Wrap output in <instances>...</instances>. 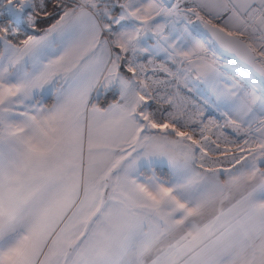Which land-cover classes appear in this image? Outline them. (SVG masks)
I'll use <instances>...</instances> for the list:
<instances>
[{
    "label": "snow or ice",
    "instance_id": "obj_1",
    "mask_svg": "<svg viewBox=\"0 0 264 264\" xmlns=\"http://www.w3.org/2000/svg\"><path fill=\"white\" fill-rule=\"evenodd\" d=\"M0 264H264V0H0Z\"/></svg>",
    "mask_w": 264,
    "mask_h": 264
}]
</instances>
